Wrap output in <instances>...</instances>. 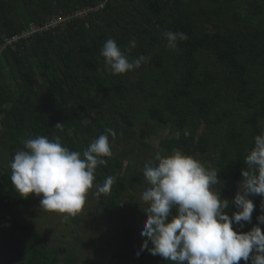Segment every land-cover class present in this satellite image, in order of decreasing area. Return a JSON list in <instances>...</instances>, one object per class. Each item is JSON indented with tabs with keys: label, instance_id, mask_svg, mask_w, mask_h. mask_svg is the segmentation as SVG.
Instances as JSON below:
<instances>
[{
	"label": "trees",
	"instance_id": "obj_1",
	"mask_svg": "<svg viewBox=\"0 0 264 264\" xmlns=\"http://www.w3.org/2000/svg\"><path fill=\"white\" fill-rule=\"evenodd\" d=\"M103 1L0 0V264H171L137 246L147 219L144 165L157 152L180 151L215 169L221 181L213 190L231 201L247 169L245 157L264 133V0H108L98 13L7 45L32 25ZM165 31L184 32L187 39L170 49ZM108 39L130 61L150 60L114 75L100 54ZM101 134L109 135L113 155L97 167L86 200L115 177L110 193L96 201L99 214L115 219L112 239L91 241L98 249L107 245L106 263L70 257L34 224L19 220L30 204L10 179V163L27 139L59 137L82 154ZM154 137L157 147L150 143ZM249 198L256 205L252 222L234 223L236 231L259 223L264 197ZM226 211L231 216L237 209L233 204ZM69 219L81 224L78 216Z\"/></svg>",
	"mask_w": 264,
	"mask_h": 264
},
{
	"label": "clouds",
	"instance_id": "obj_2",
	"mask_svg": "<svg viewBox=\"0 0 264 264\" xmlns=\"http://www.w3.org/2000/svg\"><path fill=\"white\" fill-rule=\"evenodd\" d=\"M170 49L187 39L184 32L165 31L162 34ZM131 48L136 42H131ZM106 67L112 74H125L147 63L150 57L141 55L129 60L113 39L101 49ZM57 124L56 128H61ZM112 139L116 132L105 130ZM108 134H101L83 151L69 150L61 139L45 136L24 141V150L17 151L10 163L11 182L22 198L41 197V210L76 217L86 196L94 186L95 172L106 165L104 157L113 155ZM187 135V132H185ZM179 140L180 133H174ZM247 169L242 170L239 191L233 200L222 199L213 190L220 183L218 172L206 168L198 159L180 151L163 156L159 152L144 165L143 176L149 187L141 199L148 205L141 236L146 237L141 251L159 255L175 264H264V204L257 217L258 224L250 231H236L233 224L244 226L252 222L256 205L249 197H264V133L255 137V145L245 157ZM115 177L109 176L96 185V194H109ZM235 205L231 216L226 209ZM173 209L176 214L173 215ZM149 242L152 247L149 248Z\"/></svg>",
	"mask_w": 264,
	"mask_h": 264
},
{
	"label": "rangeland",
	"instance_id": "obj_3",
	"mask_svg": "<svg viewBox=\"0 0 264 264\" xmlns=\"http://www.w3.org/2000/svg\"><path fill=\"white\" fill-rule=\"evenodd\" d=\"M161 135L164 136L165 133H161ZM150 143L155 147L158 146V140L155 137L150 140ZM233 189L239 191V185ZM88 196H90V190L86 197ZM97 197L98 195L95 194L92 198L90 197L86 200L82 210L77 215L81 219L79 226L72 222L71 219H65L64 214L41 210V198L33 196L27 198L30 207L21 214L19 220L29 225L34 224L43 235L48 237L51 247L64 246L67 249L66 254L70 257H75L79 261L87 257H93L101 263H106L111 257V252L108 250L107 245L102 243V248L99 247L98 249L92 246L95 243L92 244L91 241L97 240L100 243L106 239L111 240L115 219L105 217L97 212ZM142 203L144 202L142 201ZM144 205L146 204L144 203ZM142 222L145 223L146 220L142 219ZM145 239L146 237H142L141 234L138 235L137 246L140 247Z\"/></svg>",
	"mask_w": 264,
	"mask_h": 264
},
{
	"label": "built area",
	"instance_id": "obj_4",
	"mask_svg": "<svg viewBox=\"0 0 264 264\" xmlns=\"http://www.w3.org/2000/svg\"><path fill=\"white\" fill-rule=\"evenodd\" d=\"M107 1L108 0H104L96 8H87L84 10H80V11L76 12L74 15H69V16L59 15L57 17H53L46 24H44L41 27L37 26V25H32L30 27V29L24 31L21 36H16L12 39L7 40V45H11V43L13 41H17L20 38L28 39L36 33L44 32V31L56 28L60 24H64L72 18H85L90 14L98 13L99 11H101L105 8ZM2 50H3V48H2Z\"/></svg>",
	"mask_w": 264,
	"mask_h": 264
}]
</instances>
